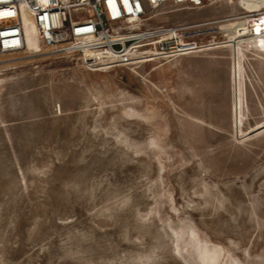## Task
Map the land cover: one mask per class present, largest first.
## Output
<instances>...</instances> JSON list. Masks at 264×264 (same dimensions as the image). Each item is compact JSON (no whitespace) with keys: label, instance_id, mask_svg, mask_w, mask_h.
<instances>
[{"label":"rangeland","instance_id":"obj_1","mask_svg":"<svg viewBox=\"0 0 264 264\" xmlns=\"http://www.w3.org/2000/svg\"><path fill=\"white\" fill-rule=\"evenodd\" d=\"M200 32L202 53L110 71L0 57V264H264V50L241 19Z\"/></svg>","mask_w":264,"mask_h":264},{"label":"built area","instance_id":"obj_2","mask_svg":"<svg viewBox=\"0 0 264 264\" xmlns=\"http://www.w3.org/2000/svg\"><path fill=\"white\" fill-rule=\"evenodd\" d=\"M218 1L0 0V57L49 54L110 71L202 53L206 42L199 33L214 23L241 19L248 29L264 31V9L219 21L150 24L169 6L203 8ZM30 25L38 41L34 52L28 49Z\"/></svg>","mask_w":264,"mask_h":264},{"label":"bare ground","instance_id":"obj_3","mask_svg":"<svg viewBox=\"0 0 264 264\" xmlns=\"http://www.w3.org/2000/svg\"><path fill=\"white\" fill-rule=\"evenodd\" d=\"M235 1V0H234ZM33 31V33L31 34L30 31ZM249 35H250V39L251 42L259 49V47L262 48V51L264 50V48L262 47V45H264V31H261L260 33H257L256 30H250L248 29ZM28 49L30 52H34L37 51L38 49V41L36 38V32H35V28L33 27V25L28 28ZM258 34V35H256ZM33 38L36 40V42H34ZM207 46V43H206ZM7 74V73H6ZM2 75V74H0ZM5 75V74H4ZM4 79L0 78V87L1 84L3 83Z\"/></svg>","mask_w":264,"mask_h":264}]
</instances>
